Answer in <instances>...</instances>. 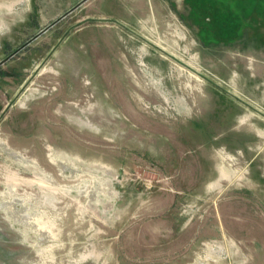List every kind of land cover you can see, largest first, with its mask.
I'll return each mask as SVG.
<instances>
[{
    "label": "rangeland",
    "instance_id": "374dc122",
    "mask_svg": "<svg viewBox=\"0 0 264 264\" xmlns=\"http://www.w3.org/2000/svg\"><path fill=\"white\" fill-rule=\"evenodd\" d=\"M0 0V264H264V0ZM18 50V51H16Z\"/></svg>",
    "mask_w": 264,
    "mask_h": 264
},
{
    "label": "water",
    "instance_id": "95a60500",
    "mask_svg": "<svg viewBox=\"0 0 264 264\" xmlns=\"http://www.w3.org/2000/svg\"><path fill=\"white\" fill-rule=\"evenodd\" d=\"M86 0H81L80 2H78L76 5H74L72 8L68 9L67 11H65L63 14H61L58 18H56L55 20H53L50 24H48L47 26H45L44 28H42L37 34H35L32 38H30V40H28L24 45L30 43L32 40H34L36 37H38L40 34H42L43 32H45L48 28H50L52 25H54L56 22H58L60 19H62L63 17H65L69 12H71L73 9H75L76 7H78L81 3H83ZM18 51V50H16Z\"/></svg>",
    "mask_w": 264,
    "mask_h": 264
}]
</instances>
